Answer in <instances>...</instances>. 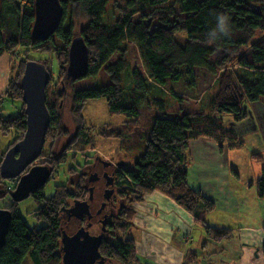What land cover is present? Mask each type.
<instances>
[{
	"label": "trees",
	"instance_id": "trees-1",
	"mask_svg": "<svg viewBox=\"0 0 264 264\" xmlns=\"http://www.w3.org/2000/svg\"><path fill=\"white\" fill-rule=\"evenodd\" d=\"M59 1L64 10L62 22L49 39L41 40L32 36L35 0H0V57H11L9 83L0 103V135L13 136L8 149L24 137L27 125L20 82L26 63L34 60L46 66L51 74L46 101L50 126L40 156L46 157L42 163L53 173L58 172L65 166L69 152L78 150L71 159L73 165L68 175L65 174L66 181L54 185L50 195L41 189L33 197L38 207L30 214L41 226L31 227L24 221L18 203L11 197L13 185L9 187L8 181L0 177V201H3L0 208L12 211L6 242L0 251V264H22L27 256L33 264H62L61 208L69 199L85 197V192L76 188L78 180L86 184L85 178L77 174L73 177L70 173L91 164L86 149L94 148V135H121L110 130V126L96 131L87 125L83 109L96 99L106 100L111 115L125 117L130 135L143 127L144 143V150L136 154L133 167L123 166L111 177L114 202L120 206L110 222L115 236L101 245L100 253L118 264H138L135 240L126 236L133 226L135 204L143 202L154 191L190 212L204 226L207 240L217 243L229 239L230 230L206 226V217L216 210V205L190 185L187 150L190 142L199 138L214 141L221 152L225 144L230 150L243 148L245 135L239 136L224 126L222 116L229 114L240 122L249 117L247 105L256 104L264 97V0ZM221 16L226 18L224 31H221ZM82 19L87 22L78 28ZM155 22L161 26L155 27ZM77 28L78 36L84 37L89 50L88 74L84 78L97 76L115 54L120 55L117 63L107 67L110 85L71 90L76 80H67L65 67ZM128 42L138 46L144 74L131 71L127 83L124 77L128 69L125 44ZM33 52L46 53L57 60V81L49 58L35 60L31 56ZM197 69L218 75L210 112L202 106L197 112L185 106L170 112V96L179 103L183 100L175 87L183 82L193 90L198 82ZM69 93L76 124L72 137L63 127L61 113ZM13 101H21V107L7 117L5 104ZM62 139L68 142L58 152ZM257 160L263 162L260 154ZM70 181L72 189L68 187ZM255 190L258 198L264 199V167ZM261 252L264 256V243ZM199 257L197 251L187 252L184 264H193Z\"/></svg>",
	"mask_w": 264,
	"mask_h": 264
},
{
	"label": "rangeland",
	"instance_id": "rangeland-1",
	"mask_svg": "<svg viewBox=\"0 0 264 264\" xmlns=\"http://www.w3.org/2000/svg\"><path fill=\"white\" fill-rule=\"evenodd\" d=\"M108 9L111 11V5L108 6ZM86 22L87 21L85 19H82L78 24V28L84 26ZM154 26L159 27L161 24L159 22H155ZM78 28L76 30V36H78ZM125 44L128 48V69L126 70L127 74H125L124 80L128 83L129 74L131 71L139 70L142 74H144V70L138 46L134 42H128ZM31 56L35 60L49 58V65L52 67L54 75L53 77L55 81H57L59 65L55 58L49 57L46 53L42 54L37 52H33ZM211 58L213 61L214 57ZM119 59L120 55L118 53L115 54L100 70L97 76L77 79L71 85V90L89 89L94 87L96 84L110 85L112 80L110 75L107 73V67L114 65ZM10 74L11 64L9 75ZM196 74L198 82L193 90H190L183 82L175 87L178 91V95L181 96L183 100L181 103H179V101L175 100L173 96H170L168 99L172 102L171 103L169 101L170 111H177L180 106H185L189 111L197 112L199 109L201 110L200 107L202 106L204 108L203 110L210 112L209 110L211 100L217 92L216 80L218 75H213L204 69H197ZM8 83L9 79L6 82L7 86ZM69 94L70 97H67L68 99L65 103H63L61 113L63 127L66 128V130L70 133V137H72V135L76 132V124L71 110V93ZM3 100L4 94L0 96V103L3 102ZM21 104V101H13L12 103L6 102L5 105L9 114H16L18 109L21 107ZM247 107L248 108L246 111L248 112L249 117L240 122L235 121V119L233 120V117L229 114H224L222 116L224 126L230 127L239 136L245 134V139L243 138V148L230 150L225 144L223 146V152H221L219 146L214 141L207 138H199L197 140L191 141L187 150V155L191 162V166H195L192 167L193 170L196 171L197 164L202 168L200 177L202 176V178H208L214 175L219 176L220 174L221 182H224L223 187L229 191V193H224V197L222 198L231 195L237 198L235 201L238 203V205L233 211H228L224 202H221V205L218 204V207H216L215 211L209 213L205 222L207 224L206 226L211 228H213L215 224H222L224 227L219 229L230 230L232 232L231 237L225 241L217 243L212 242V240H207L208 236L206 235L204 226H202L201 223L198 224L195 220V225L192 227V232H188L182 228L180 232L174 231L172 234L174 238V247H185V250L183 249V253H175L174 264H180L181 260V264H184L186 261V253L192 251H197L200 253L199 259H197V261L193 264H264V256L261 252V240L264 239V207L261 206V203L264 202V199L258 198L255 187L252 188V186H255L257 180L261 177L262 168L264 167V97H262L258 103L248 104ZM83 113L87 125L90 127H95L94 129H96V131L102 129L103 127L110 126V130L121 134L118 137H102L94 135L95 137L93 146L95 149H91L90 146H88L89 148L86 149L90 154V163L92 164L95 162L94 164H96L95 170H93L94 173L99 174L100 171H103L101 169L103 162L110 163L113 168L115 167L114 164H116L117 167L119 164L124 165L125 168L133 167V160L136 154L144 150V143H142L143 137L141 134L143 127H139V129H136L134 134L130 135L129 129L124 123L126 120L125 117L120 115H111L108 104L104 99L89 101L85 105ZM92 134L95 133L92 132ZM7 139L10 141L8 142L11 143L13 136H9ZM67 142L68 139H62L57 151H63V148ZM193 142L195 146L192 150V148L190 149V145ZM7 149L8 148L5 146V149L1 155V159L8 151ZM47 149L48 148L46 147V153H48ZM75 154H78V150L75 149L70 151L65 166L60 171L52 174L50 181L45 186L46 194H51L54 185L66 181L67 178L65 177L67 176H65V174L68 175V170L73 165V161L71 159ZM258 154L261 155L263 162L257 160ZM43 159H46V157L44 156ZM94 164L92 166H94ZM79 170H81V168L77 167V170L73 173H70V175L76 177L74 175L78 174ZM234 173L238 174L239 177H237ZM106 174L109 179H112L111 177L114 176L111 170H107ZM73 177H70L71 181L72 179H76ZM71 181L68 187H71L72 189ZM106 182L107 181L103 180L102 178L94 182V191L92 197L89 196V204L93 198L95 204L97 201H99V199H101L102 192L105 191L107 186L105 184ZM7 183L9 187L13 185L12 181L8 180ZM112 190H114V192L110 199H113L114 202L115 188L112 187ZM153 193L146 195L145 198L151 197ZM169 199L174 201L171 198ZM154 201V216L158 217L160 214L156 213V208L159 209V205L156 200ZM0 203L3 205V201H0ZM116 203L117 204L115 208H113V206L110 207V212H117L119 210L120 203ZM138 204L140 203H137L134 206L135 215L132 219L133 226L126 237L135 240L136 251L137 248L139 249V253L137 251L139 255L138 264H159L153 259L144 256V254L140 252L142 250L141 245L138 247V242L139 244L142 242L141 236L143 229L148 231V226L143 227L141 222L145 215L154 213L153 209L141 210ZM37 207L38 205L32 197L18 204V211L20 215L31 227L42 225V223H38L30 214L32 211L37 209ZM138 211H140V213ZM138 222L141 225L138 224ZM242 239L248 241L249 243L253 242L255 245L252 247L247 244L245 245L243 242H240ZM206 241L207 243L204 244ZM187 243L189 244L188 250L186 249ZM144 250L149 252L150 246ZM22 264H33V262L31 261L30 257L27 256Z\"/></svg>",
	"mask_w": 264,
	"mask_h": 264
},
{
	"label": "water",
	"instance_id": "water-1",
	"mask_svg": "<svg viewBox=\"0 0 264 264\" xmlns=\"http://www.w3.org/2000/svg\"><path fill=\"white\" fill-rule=\"evenodd\" d=\"M63 14V6L59 0H35L32 36L35 39H49L60 26ZM88 65L87 43L84 37L76 36L71 42L69 62L65 67L67 80L85 77L88 74ZM50 80L51 74L46 66L34 60L26 63L20 88L25 104L27 128L24 137L8 149L0 163L2 179H17L16 188L11 192L12 199L17 203L43 188L52 175V170L47 165H34L43 152L50 126V114L46 104ZM94 178H97L96 173L90 175L89 185L92 186L97 181ZM106 180L107 186L100 200L101 209L108 206L114 192L112 179ZM88 207L87 201H76L68 209L70 223L62 234V264H95L98 260L99 264H104L99 248L109 219L106 216L90 218L88 225L83 227L81 219L87 214ZM11 220L12 211L0 208V251L5 245Z\"/></svg>",
	"mask_w": 264,
	"mask_h": 264
},
{
	"label": "crops",
	"instance_id": "crops-1",
	"mask_svg": "<svg viewBox=\"0 0 264 264\" xmlns=\"http://www.w3.org/2000/svg\"><path fill=\"white\" fill-rule=\"evenodd\" d=\"M10 64H11L10 56L3 55L2 57H0V96L3 95L6 91V87H7L6 82L10 78L9 77ZM7 138L8 137H4L0 135V159L2 157L1 155L3 150L5 149V146L7 148V146L9 145L10 141ZM194 146H195L194 142L191 143L190 149L192 148L193 150ZM192 167L195 166H191V162L189 160L188 181L194 189L200 190L205 196L213 200L216 207H218V204L221 205V202H224L225 207L228 211H233L237 207L238 203L235 201V199L237 198H235L233 195L222 198L224 197V193H229V191L228 189L223 187L224 182H221L220 174L219 176L214 175L212 177L210 176L208 178L207 177L202 178V176L200 177L202 173V168L199 167L197 164L196 167L197 169L195 171L193 170ZM236 175L237 177H239L238 174ZM254 187L255 186H252V188ZM154 200H156V202L159 205V209L156 208V213L160 214L158 217L154 216L155 214ZM138 206H140L139 208L141 210L153 209L154 211V213L145 215L141 222L143 227L148 226V231L143 229V233L141 236L142 242H140V244L138 242V247L140 245L142 246L141 247L142 250L140 252L143 253L144 256L153 259L159 264H174L175 253L176 252L183 253V249L185 250V247L183 246L180 248L174 247L173 245L174 238L172 234L174 233V231L180 232L182 228L187 230L188 232L189 231L192 232V227H194L195 225V219L193 215L190 214L188 211H186L184 208H182L180 205H178L176 202L170 200L168 197L157 191H155L151 197H146L142 203L138 204ZM261 206L264 207V202L261 203ZM138 212L140 213V211ZM138 224L140 223L138 222ZM214 227L222 228L224 226L218 223L215 224ZM240 242L241 243L243 242V244L245 245L246 244L250 245L251 247L255 245L253 242L249 243L244 239L240 240ZM263 243H264V239L261 240L262 245ZM149 246H150V250L149 252H146L144 249H147ZM188 246L189 244L187 243L186 246L187 250H188ZM137 251L139 253L138 248ZM181 263L182 260L180 264Z\"/></svg>",
	"mask_w": 264,
	"mask_h": 264
},
{
	"label": "flooded vegetation",
	"instance_id": "flooded-vegetation-1",
	"mask_svg": "<svg viewBox=\"0 0 264 264\" xmlns=\"http://www.w3.org/2000/svg\"><path fill=\"white\" fill-rule=\"evenodd\" d=\"M11 143H12V140H11ZM11 143H9V144H11ZM9 147V146H8ZM7 147V148H8ZM43 162V158H39L36 162H35V164L34 165H45L44 163H42ZM95 163V162H94ZM94 163H92V164H90V165H88V166H86L85 167V169H83V170H80L79 171V173L77 174V176H80V177H84L85 178V180H86V184H80V182H79V180L76 182V188H77V190L79 191V192H85V194H84V198L83 199H81V198H78V197H76V198H73V199H69L67 202H66V204L64 205V206H62V208H61V214L63 215V226H62V230H61V243H62V234H63V231L64 230H66L65 229V227H68V224L70 223V214H69V212H68V209H70V208H72L73 206H74V204H75V202L76 201H87L88 202V200L90 201V197H92V195H93V191H94V184L91 186V185H89V177H90V175L92 174V173H94V171L93 170H95V165L96 164H94ZM94 164V166H92ZM102 170L103 171H100V173L98 174V173H96V177L97 178H94L95 180H100V178H98V177H101L103 180H105V181H107L106 179H108V176H107V174H106V171L107 170H114V172H113V174H115V172H116V170H120L121 169V167H123L124 165H120L119 164V166L117 167L116 166V164H114L115 165V167L113 168L111 165H110V163H106V162H103L102 163ZM113 165V164H112ZM48 166V165H47ZM49 167V166H48ZM87 168V169H86ZM113 168V169H112ZM52 174H53V171H52ZM86 174V175H85ZM52 176V175H51ZM51 179V178H50ZM81 179V178H80ZM6 181H8V180H6ZM9 181H12V184H13V186H12V190H11V192L16 188V185H17V179H13V180H9ZM50 181V180H49ZM48 181V182H49ZM94 182V181H93ZM48 184V183H47ZM46 184V185H47ZM106 185H107V182L105 183ZM45 185V186H46ZM45 186L43 187V188H41V189H44L45 190ZM84 186H86V189L84 188ZM41 189H39L38 191H40ZM103 190V189H102ZM37 191V192H38ZM36 192V193H37ZM36 193H34V194H31L30 196H29V198L30 197H34V195L36 194ZM102 194H103V192H102ZM79 194H76V196H78ZM90 196V197H89ZM12 197V196H11ZM28 199V198H27ZM34 199V198H33ZM100 200L101 199H99V201H97V203L95 204L94 203V198H93V200L90 202V204H89V202H88V204H89V208H88V212H87V214H85V215H83V217H82V219H81V223H82V226L83 227H86L87 225H88V222H89V220H90V218H96L97 216H101V217H103V216H106L108 219H109V223H108V225H107V227H106V230H105V233H104V235H103V239H102V242H101V245L106 241V240H110L111 238H113L114 236H115V232H114V234L112 233L113 231L111 230V225H110V222H111V217L113 216V212H110L109 210H110V207H112L113 206V208H115L116 207V203L115 202H113V199H110V202H109V204H108V206H106V208H104V209H101V208H99L100 207ZM14 201V200H13ZM15 202V201H14ZM17 203V202H16ZM20 203V202H19ZM18 203V204H19ZM114 211V210H113ZM103 212V213H102ZM111 237V238H110ZM101 245H100V247H101ZM62 248V247H61ZM100 249V248H99ZM99 252H100V250H99ZM100 255H101V260H103V262H104V264H116L115 262H113V260H109V258H106L105 256H103L101 253H100ZM99 260L98 261H96V263L95 264H99Z\"/></svg>",
	"mask_w": 264,
	"mask_h": 264
},
{
	"label": "clouds",
	"instance_id": "clouds-1",
	"mask_svg": "<svg viewBox=\"0 0 264 264\" xmlns=\"http://www.w3.org/2000/svg\"><path fill=\"white\" fill-rule=\"evenodd\" d=\"M219 19H220V23H221V31H224V27L223 26H224L226 18L221 16Z\"/></svg>",
	"mask_w": 264,
	"mask_h": 264
},
{
	"label": "bare ground",
	"instance_id": "bare-ground-1",
	"mask_svg": "<svg viewBox=\"0 0 264 264\" xmlns=\"http://www.w3.org/2000/svg\"><path fill=\"white\" fill-rule=\"evenodd\" d=\"M170 112H172V111H170Z\"/></svg>",
	"mask_w": 264,
	"mask_h": 264
}]
</instances>
